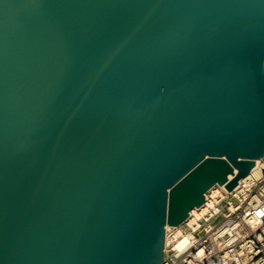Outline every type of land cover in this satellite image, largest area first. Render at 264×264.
I'll return each instance as SVG.
<instances>
[{"label": "water", "instance_id": "95a60500", "mask_svg": "<svg viewBox=\"0 0 264 264\" xmlns=\"http://www.w3.org/2000/svg\"><path fill=\"white\" fill-rule=\"evenodd\" d=\"M263 157L264 0H0V264H163Z\"/></svg>", "mask_w": 264, "mask_h": 264}, {"label": "built area", "instance_id": "2783aa9c", "mask_svg": "<svg viewBox=\"0 0 264 264\" xmlns=\"http://www.w3.org/2000/svg\"><path fill=\"white\" fill-rule=\"evenodd\" d=\"M204 203L166 226L163 264H264V157L231 191L209 189Z\"/></svg>", "mask_w": 264, "mask_h": 264}, {"label": "bare ground", "instance_id": "6f19581e", "mask_svg": "<svg viewBox=\"0 0 264 264\" xmlns=\"http://www.w3.org/2000/svg\"><path fill=\"white\" fill-rule=\"evenodd\" d=\"M233 176H231V178H232ZM197 211H198V208H195L194 210H193V213L195 214V213H197Z\"/></svg>", "mask_w": 264, "mask_h": 264}]
</instances>
